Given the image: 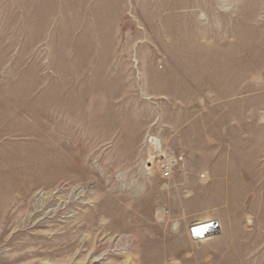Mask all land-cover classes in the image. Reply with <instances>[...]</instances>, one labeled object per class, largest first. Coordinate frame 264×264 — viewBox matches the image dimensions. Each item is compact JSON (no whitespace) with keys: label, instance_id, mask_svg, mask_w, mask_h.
Listing matches in <instances>:
<instances>
[{"label":"rangeland","instance_id":"rangeland-1","mask_svg":"<svg viewBox=\"0 0 264 264\" xmlns=\"http://www.w3.org/2000/svg\"><path fill=\"white\" fill-rule=\"evenodd\" d=\"M0 264H264V0H0Z\"/></svg>","mask_w":264,"mask_h":264},{"label":"bare ground","instance_id":"bare-ground-1","mask_svg":"<svg viewBox=\"0 0 264 264\" xmlns=\"http://www.w3.org/2000/svg\"><path fill=\"white\" fill-rule=\"evenodd\" d=\"M63 103L66 105L68 104L67 100H64ZM212 222L210 220H207L204 221V223H206L207 225H204L203 223L194 225L193 228L195 229L193 233L191 232L193 237L195 236L200 241L202 238H206L209 237L210 235L215 234L219 230V223L215 221L217 223V227H215V224ZM214 227H215V229H213L214 231L211 232V229Z\"/></svg>","mask_w":264,"mask_h":264},{"label":"built area","instance_id":"built-area-1","mask_svg":"<svg viewBox=\"0 0 264 264\" xmlns=\"http://www.w3.org/2000/svg\"><path fill=\"white\" fill-rule=\"evenodd\" d=\"M170 174H171V167H170V166H169V167H164V168L162 169V175H163L164 177H169ZM212 221H213V222H212ZM212 221H211V222L215 224V227H217V223L215 222V220H212ZM212 223H211V224H212ZM203 224H206V223H203ZM215 227L211 229V232L214 231L213 229H215ZM194 238H196V237L194 236Z\"/></svg>","mask_w":264,"mask_h":264},{"label":"water","instance_id":"water-1","mask_svg":"<svg viewBox=\"0 0 264 264\" xmlns=\"http://www.w3.org/2000/svg\"><path fill=\"white\" fill-rule=\"evenodd\" d=\"M204 225H207V224H204ZM193 227H194V226H193ZM193 227L191 228V232H192V233H193V231H194V229H195V228H193Z\"/></svg>","mask_w":264,"mask_h":264}]
</instances>
